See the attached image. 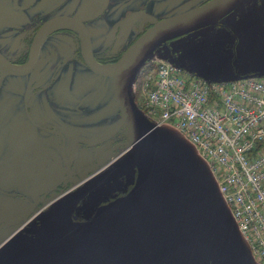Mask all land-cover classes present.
Masks as SVG:
<instances>
[{"label":"flooded vegetation","instance_id":"obj_1","mask_svg":"<svg viewBox=\"0 0 264 264\" xmlns=\"http://www.w3.org/2000/svg\"><path fill=\"white\" fill-rule=\"evenodd\" d=\"M187 1L0 0V264H8L6 255L12 258L14 247L19 248L12 253L15 264H23L19 253L37 236L52 204L124 154L125 129L110 136L119 118L112 80L87 60L114 65L156 22L210 0L176 10ZM49 22L52 30L38 37ZM210 35L214 51L195 49L201 52L196 61L168 44L180 36L157 47H164L168 62L193 75L264 79V0H247L219 19ZM154 52L132 85L162 60H150ZM18 69L22 73L16 74ZM134 101L139 106L135 96ZM134 176L128 172L83 196L71 208V220H90L99 207L126 194Z\"/></svg>","mask_w":264,"mask_h":264},{"label":"water","instance_id":"obj_2","mask_svg":"<svg viewBox=\"0 0 264 264\" xmlns=\"http://www.w3.org/2000/svg\"><path fill=\"white\" fill-rule=\"evenodd\" d=\"M246 1L210 0L164 18L139 37L114 65L101 66L87 60L96 73L112 80V102L119 118L110 136L124 128L129 147L109 170L52 204L37 236L27 241L26 251L19 253V261L247 264L239 255L237 227L205 161L174 129L155 127L132 93L136 73L160 43L214 24ZM53 23L46 24L38 37L52 30ZM81 33L88 49V38ZM197 76L208 81L238 79ZM131 171L136 172V178L126 194L99 207L88 221L71 220V208L78 200Z\"/></svg>","mask_w":264,"mask_h":264},{"label":"built area","instance_id":"obj_3","mask_svg":"<svg viewBox=\"0 0 264 264\" xmlns=\"http://www.w3.org/2000/svg\"><path fill=\"white\" fill-rule=\"evenodd\" d=\"M133 95L139 100L132 85ZM139 108L207 164L251 256L264 264V79L208 81L171 62L144 70Z\"/></svg>","mask_w":264,"mask_h":264},{"label":"rangeland","instance_id":"obj_4","mask_svg":"<svg viewBox=\"0 0 264 264\" xmlns=\"http://www.w3.org/2000/svg\"><path fill=\"white\" fill-rule=\"evenodd\" d=\"M195 2L194 0H188L186 3H184L183 5H181L179 8H177L176 10H182V9H185L187 7H190L191 5H193ZM224 17V16H223ZM218 23V21H216L214 24H209V25H206V26H202V27H199V28H196V29H193L187 33H183L181 35H178V36H175V37H178L176 39H173L171 40L168 44H171L173 45L176 49H179L180 50V54H182V57H188L191 61H196V58L194 57V55L198 52L199 55H201V52L200 51H195V49H205L203 50L204 52L212 49L214 51V48L211 47L209 44H208V41L209 39H214L211 37L210 34H213V29H214V25H216ZM173 37V38H175ZM202 37V38H201ZM201 38V39H200ZM172 39V38H171ZM195 39H197L195 41ZM200 39V42H198ZM161 48V49H160ZM166 48V47H165ZM155 54L153 53L152 56H154V58L150 60H155V58H160L162 60H167L169 61V59L165 58L166 56V53L163 52L164 50V47L162 48V45L158 48H155ZM202 51V50H201ZM217 56L218 53H212L213 56ZM210 55H208L206 58H209ZM181 57V56H180ZM149 58V57H148ZM194 59V60H193ZM199 59L200 56H199ZM220 72L222 71V68L218 69ZM142 81V80H141ZM141 81L139 83H137L135 85V92L137 93L138 97H139V100H140V103L143 101V97L140 95V85H141ZM112 103V102H110ZM115 115V114H114ZM181 139V138H180ZM185 140V139H184ZM124 153L126 152L127 150V147H129V139H128V134H127V130H125L124 132ZM186 141V140H185ZM187 142V141H186ZM189 143V142H187ZM190 144V143H189ZM193 148V147H192ZM194 149V148H193ZM197 154V153H196ZM135 178H136V172H135V176H134V180L135 181ZM134 183V182H133ZM237 227V226H236ZM238 230V229H237ZM239 232V231H238ZM239 238L241 240V243H239V248H240V251H239V255L240 257L247 263V264H258L254 259L253 257L251 256V251L249 249V246L246 244V241L244 239V237L239 233ZM247 248H246V246ZM15 249H13L11 251V255L12 258H10L8 255H6V262L8 264H14L15 262V254H12V253H16L18 251V247H14Z\"/></svg>","mask_w":264,"mask_h":264}]
</instances>
